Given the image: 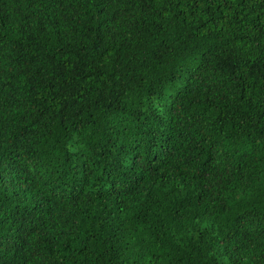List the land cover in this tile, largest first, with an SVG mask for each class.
<instances>
[{"label":"trees","instance_id":"obj_1","mask_svg":"<svg viewBox=\"0 0 264 264\" xmlns=\"http://www.w3.org/2000/svg\"><path fill=\"white\" fill-rule=\"evenodd\" d=\"M0 264H264V0H0Z\"/></svg>","mask_w":264,"mask_h":264}]
</instances>
